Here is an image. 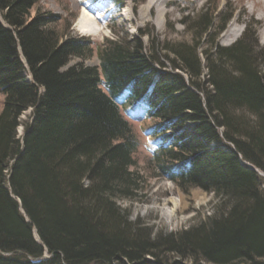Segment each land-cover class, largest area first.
<instances>
[{"label":"trees","instance_id":"1","mask_svg":"<svg viewBox=\"0 0 264 264\" xmlns=\"http://www.w3.org/2000/svg\"><path fill=\"white\" fill-rule=\"evenodd\" d=\"M39 1L0 0V264H264L257 22L223 46L236 11L207 2L183 21L188 41L115 34L98 44L99 65L63 69L94 50L68 18L31 14ZM120 101L151 120L147 175ZM151 177L213 193L212 213L174 232L131 219L120 201Z\"/></svg>","mask_w":264,"mask_h":264},{"label":"rangeland","instance_id":"2","mask_svg":"<svg viewBox=\"0 0 264 264\" xmlns=\"http://www.w3.org/2000/svg\"><path fill=\"white\" fill-rule=\"evenodd\" d=\"M147 0H40L32 9L34 14L37 9L50 10L59 14L64 20L71 22V35L83 37L84 43L89 44L94 53L91 57H70L66 68L78 63L86 66L99 65L96 55L98 44L105 38L120 36L141 37L145 44L151 39L167 40L169 42L188 41L190 35L187 25L183 22L186 17H194L207 2L212 3L218 11L233 9L236 15L227 23L224 33L234 21L236 28H241L236 38L226 40L221 33L218 37L219 44L228 46L239 39L244 31L245 21L255 20L253 27L254 36L259 46L264 44V20L260 18V10L256 7L250 10L251 0H157L151 7H145ZM86 9L100 24L101 31L95 34L85 35L75 26L81 9ZM142 33V36H141ZM146 33V34H144ZM144 34V35H143ZM156 41V42H157ZM164 67L169 69V61L161 58ZM63 68V69H66ZM162 68V67H160ZM264 68V66H263ZM4 96L0 93V110L2 109ZM121 113L130 123L133 133L138 142L134 153L138 170L147 175L145 169L152 149L155 146L154 138L150 135L151 120L147 119L142 111L121 105ZM31 115V109H27L20 119L27 120ZM23 126L18 127V134L22 135ZM148 186L136 201H120L121 205L130 209V218L139 219L151 226L154 230L174 232L195 223L204 216L212 213V206L216 201L214 194L200 188H192L189 193H183L181 189L164 177H151L147 181ZM171 201L177 205L173 210Z\"/></svg>","mask_w":264,"mask_h":264},{"label":"bare ground","instance_id":"3","mask_svg":"<svg viewBox=\"0 0 264 264\" xmlns=\"http://www.w3.org/2000/svg\"><path fill=\"white\" fill-rule=\"evenodd\" d=\"M157 0H147L145 7H151L152 4H154ZM166 0H162V2H165ZM250 10L253 11L256 7L260 10V18L262 21L264 20V0H251ZM235 22H232L228 28V30L222 35L224 39L229 40V38H236L241 31V28L235 27ZM75 26L77 29L80 30L81 33L88 35V34H95L97 32L101 31L100 24L94 19L91 13L86 11V9H81V14L78 15ZM173 210H176L179 206L181 207V204L177 205L174 201L172 202Z\"/></svg>","mask_w":264,"mask_h":264},{"label":"water","instance_id":"4","mask_svg":"<svg viewBox=\"0 0 264 264\" xmlns=\"http://www.w3.org/2000/svg\"><path fill=\"white\" fill-rule=\"evenodd\" d=\"M28 80H29V78H28ZM43 258L44 257H48V255L47 254H43V256H42ZM36 261H39V260H36ZM201 263V262H200Z\"/></svg>","mask_w":264,"mask_h":264}]
</instances>
